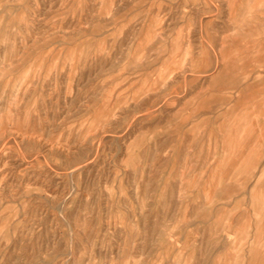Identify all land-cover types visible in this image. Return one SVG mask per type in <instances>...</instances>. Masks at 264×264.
<instances>
[{"label":"rangeland","instance_id":"1","mask_svg":"<svg viewBox=\"0 0 264 264\" xmlns=\"http://www.w3.org/2000/svg\"><path fill=\"white\" fill-rule=\"evenodd\" d=\"M0 264H264V0H0Z\"/></svg>","mask_w":264,"mask_h":264}]
</instances>
